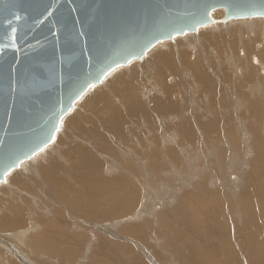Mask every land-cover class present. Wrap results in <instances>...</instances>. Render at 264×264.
Wrapping results in <instances>:
<instances>
[{
	"label": "bare ground",
	"instance_id": "obj_1",
	"mask_svg": "<svg viewBox=\"0 0 264 264\" xmlns=\"http://www.w3.org/2000/svg\"><path fill=\"white\" fill-rule=\"evenodd\" d=\"M224 15L225 11L221 9L212 13L213 19L219 23L214 30L206 26L199 28L196 33H187L173 40L164 41L153 46L141 59L132 60L126 66L117 67L109 72L101 81V87L96 88L101 85L98 84L89 88L75 103L74 108L62 118L52 142L23 162L19 169L12 170L5 176V182L0 183V207L5 205L14 221L8 225L7 220H0L6 222L5 225L0 223V227L15 230L12 233L0 230V244L8 243L6 250L12 252L21 263L44 264L47 260L43 258L45 255L41 257L35 254L29 243H32L36 250L41 249L42 244L45 248L58 247L60 239L72 241L74 244L78 239L83 242L82 234L80 237L74 232L69 233L70 229L67 228L70 227L63 224L66 216L62 208L69 212L76 208L80 213L85 210L87 216L97 220L93 217L95 214L102 222L112 218L114 220L107 221V225L111 226L119 224L116 214L131 212L134 209L126 232L131 233L128 236H134V239L142 243L139 244V248L134 246L132 250V246L129 243V246H126L125 242L122 243L123 246L114 243L110 249L107 246H100L98 250H108L100 257L108 260L110 264H114L111 261L113 257L123 258L126 253H130L131 257L123 264H146L142 258L139 259V255L148 254L149 249L153 250L155 256L149 252L147 258L149 256L152 259L154 256L160 263L172 254L175 257L180 254L186 255L187 258L190 256L189 264H193L192 261L194 264H264L263 237L261 238L259 232L256 235L252 233L256 228H264V196L260 194L264 190V178H259V174L264 173V142L260 144L257 141L264 137V130L261 129L263 124L257 126L258 130L250 123L248 126L257 137L252 143L255 154L250 169L255 168L257 172L252 175V179L246 178L248 180L245 183V191L241 194L242 198L248 196L249 210L257 225L252 227L246 222L243 228H239L234 224L232 206L238 203L237 197L232 196L235 195L233 192L232 195L226 193L224 188L220 193L217 183L208 177L204 179L203 185L198 186V183L192 185L190 191H196L189 197L191 203L184 197L180 205L167 211L165 209L167 214L162 212L163 215H168V218L165 216L168 220L169 217H172L173 221L175 219V224L167 221L169 225L166 226L162 223L167 222L160 221L162 223L159 224L160 222L155 221V225L157 224L155 228L151 220H156V215L152 217L151 214L152 219L149 218L151 222H146L145 219V216L151 213V203L147 196L149 187L153 186L152 193H157L158 197L168 194L172 196L170 185L176 178L180 184L187 183L192 174L198 171L200 173L203 169L207 172L209 168L211 170L207 175L214 174L218 178L221 176L220 186L231 183L232 180L226 177L227 174H217L215 167L209 166L205 160L204 164L194 166L195 160L190 159L192 155L196 158L202 157L200 151V148L203 149L202 143L206 142L209 148L216 152L210 157L215 160L227 150L241 160L244 145L250 143L247 140L249 136L246 129L240 128L235 121L239 122L234 115L235 112H226V118L224 117V110L233 102L232 92L226 87L223 91L215 87L208 78L206 70L208 62L205 64L204 61H208L209 58L212 66L219 71L222 78H225L231 89L242 87L247 95L258 96L257 101L262 107L252 104L247 98L245 110L240 116L242 125L244 121L250 119L248 114L250 109L254 113L264 115V40L261 37V35L264 37V18L222 22ZM234 23L237 25L232 26ZM255 31H259L260 34H255ZM249 35L250 39L247 40L246 37ZM252 38L256 39L250 42ZM186 48L194 49L193 51L200 55L195 57L192 55L193 52ZM189 71L198 72L199 78L193 79L191 77L193 73L191 76L185 74L182 81L181 73ZM227 89L228 91H225ZM213 93L222 97L211 98V102L210 99L203 102L210 120L208 124L202 123L197 128L188 123L176 125L187 112L200 105L199 99L204 94L210 96ZM242 104L243 102L240 106ZM77 108L86 112L85 115L80 116L76 112ZM87 116L101 123L100 131L87 123L92 120ZM258 131L263 137H260ZM245 134L248 137L242 139ZM130 137L139 138V143L134 144ZM174 143H177L176 147L166 149L167 145L173 146ZM187 145L192 147L184 149ZM96 151L102 158H98ZM41 160L46 161L47 165L42 164ZM239 163L240 161L232 159L231 167L237 169ZM212 185L217 188H212ZM157 187L165 191L159 192ZM17 191L20 192L15 193ZM21 191L27 198H32L36 202L32 203L30 199L18 208H11L18 197H25ZM39 191L43 192L44 197ZM7 198L11 201L10 208ZM45 198H48L49 202L53 199L59 208L53 206L47 210ZM110 199L115 205L109 201ZM142 200L144 202H141ZM96 202L107 207V212L103 214L97 207L95 210L93 205ZM32 212L40 215L37 221L29 215ZM48 216L49 219L46 220ZM16 218L18 220H15ZM42 220L43 223L39 224ZM260 220L262 225L259 224ZM41 227H45V237L40 230ZM112 230L113 228L108 230L105 227L106 232L115 236ZM174 232L184 243L178 255L177 248L174 251L170 249L173 245L170 239ZM4 236L9 239H4ZM196 236H200L198 241L201 238L203 244L201 242L199 244ZM116 237H122L123 240L129 238L126 235ZM236 237L244 238L245 247H242L240 239L235 240ZM24 240L27 242H23ZM154 242L157 244L154 245ZM215 243L218 245L215 246ZM18 245L23 247L19 248ZM246 247L248 252L245 253L243 248ZM80 251L73 248L63 251L61 253L63 261L71 263ZM45 253L48 256L52 255ZM3 255L0 251L1 264H19V261L14 262L12 258ZM50 259L49 257V261H52ZM104 261L102 264H106Z\"/></svg>",
	"mask_w": 264,
	"mask_h": 264
},
{
	"label": "water",
	"instance_id": "obj_2",
	"mask_svg": "<svg viewBox=\"0 0 264 264\" xmlns=\"http://www.w3.org/2000/svg\"><path fill=\"white\" fill-rule=\"evenodd\" d=\"M220 9L222 22L264 18V0H0V183L109 72Z\"/></svg>",
	"mask_w": 264,
	"mask_h": 264
},
{
	"label": "rangeland",
	"instance_id": "obj_3",
	"mask_svg": "<svg viewBox=\"0 0 264 264\" xmlns=\"http://www.w3.org/2000/svg\"><path fill=\"white\" fill-rule=\"evenodd\" d=\"M213 13H215V11ZM213 16L215 18V15H213ZM234 22H236V21H234ZM235 25H237V23H234L232 26H235ZM218 26H219V23L218 22H215L213 25H209L208 28L214 30ZM256 32L257 31H255V34H260V33H258L259 31L257 33ZM250 36L251 35H249L248 37H246L247 40L250 39ZM261 37L264 40L263 35H261ZM256 38H258V37H256ZM256 38H252L250 40V42L253 39H256ZM186 50H190V52H193V54L192 53L191 54L193 56L195 55V57L197 55H200L198 52H194L195 51L194 49H188V48H186ZM165 51H166V49L163 52H165ZM207 62H208V64H207V67L208 68H206V70H207L208 75H209L208 78L215 85V87L218 90H220V91H223V88L226 87V88H229L231 90V92H232L233 102H231L230 104H228V106L226 107L227 110H224V114H223L224 117L226 118V112L234 111L235 112L234 115H235V117L238 118L239 122L237 120H235V121L238 123V126L240 128L246 129L247 135L249 136V139H247V140L250 143L248 145H246V144L244 145V148H245L246 151L244 150V151L241 152V155H242V157H240V158H242L241 160L237 159L236 156H235V154L230 153L229 150H227L226 153L224 155H221V157L218 158L217 160H215L214 158L211 159L210 157H212V155H214L216 152L214 150L210 149L209 148V145L206 142L201 144V147H203V149L200 148V151L203 154L201 158L200 157L199 158H196L194 155H192V157H191L190 160L191 161L193 159L195 160L194 161V166H199L201 164H204V160H205L206 162L209 163V166H212V168L215 167L214 170L217 172V174H223V173H225V175L227 174L226 177H230V180H232V181H231L230 184H227L226 186H224V185L223 186L222 185L220 186V182H221V178L220 177L221 176H219V178H218L217 175H214V174H208L207 175V173L211 170V168H209L207 172H205L206 171L205 169H203L204 172L202 170H200L201 172H203V174L201 172L199 173V171L198 172H195L194 174H192L191 178H188L189 179L188 181L186 180L187 183H184L183 182V183L180 184L179 183L180 182L179 179L177 180V178H176L175 181L172 182L171 185H170L171 186V190H172V192H171L172 196L170 194H168L167 196L166 195H163L162 197H158V194L157 193H154V194L152 193V192H154V191H152L153 190V186L152 187H149L148 188V191L149 192H148L147 196H148L149 201L151 203V210H150L151 213L148 214V215H146L145 216V219H146V222H151V221L154 222V225H155L156 222L158 223L160 221H164V222H167L168 221L170 224L171 223L172 224H175L176 223L175 222L176 221L175 219L173 221V218L172 217H169L170 218L169 219L170 221H169L167 219L168 218V215L167 216L166 215H163L162 212L165 213V214H167L166 213L167 209H171L172 207L175 208L176 205H180V203L183 201L184 197H187L190 200V203H191L192 200L189 197L191 195H193L195 193V191H196V190L190 191L191 188H192V185L193 184H196V183H198L197 184L198 186L199 185H203L205 183V180L204 179L206 177H208L210 180L215 181L217 183L216 186H218V188L220 189V190H218L220 193H221L222 189L224 188L223 190L226 193L232 195V192H233L235 195H232V196L233 197H237V199H236L237 201L236 202H238V203H235L234 206H232V213H233V218H234L233 219L234 224H236L237 226H239V228H243V226L245 225L246 222L250 223V225L252 227L254 225H257L255 219L252 217V214L250 213V210H249V206H248V204H249V198H248V196L242 198V195L241 194L244 193L243 191H245V189H244L245 188V183H247V180H248V179L246 180V178H249V179L251 178L252 179V175H254L257 172V170L255 168L253 170H250V169H252V166H253V163H254V160H253L254 155L253 154H255L253 152V144L252 143H254V140L255 139L257 140V137H256L255 133L248 126H250V124H251V126L255 127L258 130L259 127L257 128V126L263 124L261 126V129L263 131L264 130V115L263 114L254 113L253 110L250 109V110H248V114L250 115V119L244 121L243 122V125L240 123V116L243 114V111L245 110L244 107H245V104L247 102V98L252 101V104L257 105V106H260V107H262V106L257 101L258 96L256 94H249V95H247L243 91L242 87L236 88V89H231L230 85L225 81V78H222L219 75V71L212 66L211 61L209 60V58H208V61H204L205 64ZM191 73H193L192 76H191ZM185 74H189L195 80L197 78H199L198 77V72H192V71H189L187 73L186 72H182L181 73V77H180L182 81H183V77H184ZM101 86H102V84L100 86H96V88H99ZM225 91H228V89L225 90ZM221 97H222V95L217 94V93H213L210 96H208L207 94H204L203 97L201 99H199L200 105L199 106H196L193 110L187 112L182 119H180V120H178L176 122V125L177 126H180V125H182L184 123H188L189 125H192L193 127L197 128L202 123L208 124V122L210 120H209V117H208V115L206 113V110L203 107V102L205 100H209V99H210L209 102H211L212 101L211 98L219 99ZM242 102H243V104L240 106V104ZM76 112L79 113L80 116H83L86 113L84 111H81L78 108L76 109ZM89 114H91V113L89 112ZM87 118H89V117L87 116ZM89 119H92V120L90 122H87V123L92 128H94L95 130L100 131L101 130V127H102L101 123L98 120H93V118H89ZM101 120H103V119H101ZM84 123L86 124V122H84ZM259 134H260V137H263V134L261 132H259ZM247 135L245 134L242 137V139H245V137H248ZM130 141H132L134 144H136V143H139L140 140H139V138H135L134 139V138H131L130 137ZM257 141H258V143L263 144L264 137L261 138L260 140H257ZM176 146H177V143H174L173 146H171V144H170V145H167L166 146V149L167 148H171V147H176ZM190 147H192V146H188L187 145L184 149L190 148ZM96 153H97L98 158H102L100 156V153L99 152L96 151ZM164 154H165V152H164ZM183 158L186 159L185 157H183ZM232 159H234L236 161H240V163L237 164V167H236L237 169H235V167L234 168L231 167V160ZM119 161H120V158H119L118 162ZM215 162H216V164H215ZM41 163L42 164H46V161L44 162V160H41ZM200 168H202V167H200ZM15 170H17V169H15ZM189 170H190V167H189ZM180 173L181 172H178V174H180ZM212 173H215V172L212 171ZM199 174L200 175H203V176H200ZM263 174H259V178L260 179L264 178V175ZM61 176L64 177L65 175H61ZM236 178H237V180H236ZM33 183H35V182H33ZM216 186L215 185H212V188H217ZM154 189H156V188H154ZM158 189H159V192L160 191H165V189H161V187H157V190ZM19 192L17 191L15 193H19ZM39 193H42V195H43V192L39 191ZM45 193H46V191H45ZM185 193H187V194H185ZM21 194L23 196H25L22 191H21ZM260 194L262 196H264V190L262 191V193L260 192ZM240 195H241V199H239V196ZM42 197H44V195ZM30 199H31V202L32 203L36 202V201H33L32 198H27V196H25L24 198L18 197L12 203L11 208H18V207L22 206V204L25 201L30 200ZM45 200H46L45 201V205L47 204V208H46V206H45V208L47 210L49 208L52 209L53 206H55V207L57 206V208H59V206L56 203L53 202V199H52V201L50 200V202H49V199L48 198L47 199L45 198ZM143 200L141 202H144ZM109 201L112 204L115 205V203L112 202L111 199ZM7 203L9 204V208H10L11 201L8 198H7ZM93 207H95V210L97 208H99L101 210V212H103V214L106 213L107 210H108L107 207H105L104 205L98 204V202H96V204H94ZM110 207H114V206H110ZM117 209L118 208L116 206L115 210H117ZM165 209H166V211H165ZM162 210H164V211H162ZM62 211L64 213V216H66L65 217L66 219L63 221L64 222L63 224H65L68 227H70V228H67V229H70V232L69 233L73 234V232H74V234L76 233L80 237H81V234H82L83 237H84L83 238V242H81V240L78 239V240H76V244H74L72 241H69V240L61 241V239H60V244H59L58 247H55V248L54 247H46L45 248V246L42 244L43 247H41V249H36L37 251L34 249V245L32 243H29L28 244L29 247L31 248V250L33 252H35V254H37L39 256L41 255V257H43V255H45V257H43V258H45V260L47 259L46 260L47 262L45 261L44 264H102L103 263V260H105L104 263L110 264V262L108 260L103 259L102 257H100L101 255H103L104 251H108V250H104V249L98 250L100 246H107L110 249L113 246L114 243H117L118 246H123L122 243L125 242L124 244H127L126 246H129V245L132 246L131 247V250H132L134 246L136 248H139L140 247L139 244L142 243V242L139 243V240L134 239V236L133 237L132 236L131 237L128 236L131 233H127L126 232L127 231V227L130 224L129 223V219L131 218L130 216H132L134 214V209H132L131 212H127V213L120 212L119 214H116L117 219H119V224L116 225V226L114 224L116 222H114L113 223L114 225H112V226L110 224H109L110 226L107 225L108 224L107 221H110L109 219H112V218H107V219H105L106 221L102 222L100 217H98L97 215L93 214V217L95 219H97V220H94L93 218L87 216V213L85 212V210H82L83 213H80L76 208H72V211L71 212H69L67 210H64V208H62ZM92 213H90V215ZM151 214H152V217L154 215H156V220L155 219L151 220L152 219ZM29 215H31L33 217V218L32 217L31 218L33 220H35V221H37L38 220L37 218L40 217L39 214H35L34 212H32ZM161 215H163V216H161ZM11 216H12V214L7 211V209L5 208V205H3V206L0 207V220H7V224L8 225H11V223L14 221ZM157 216L159 218H157ZM165 216L167 218H165ZM161 217H163L164 219L161 218ZM43 218H45V217H43ZM149 218H151V219H149ZM45 219L48 220L49 219V216L46 217ZM165 219H167V220L165 221ZM15 220H18V219L16 218ZM112 220H114V219H112ZM168 222L166 224L160 222L159 224L162 223V224L168 226L169 225ZM0 223H2L1 225H5L6 224V222H4V221H0ZM42 223H43V220L41 222H39V224H42ZM234 224L232 223L233 227L231 225V228L232 229L234 228ZM259 224L262 225L261 220L259 221ZM105 227H107L108 230H111L113 228L112 231H113V233H114L115 236L121 237V236H125L126 235V237L127 238L129 237V238L127 240H123L122 237L121 238H117V237L115 238V236L111 235V233H109L108 231L107 232L105 231ZM156 227H157V224L155 225V228ZM136 229H137V227H136ZM0 230H7V231H9L11 233L15 231V230H9L7 228H1V227H0ZM40 230H41L42 234L45 237V234H46L45 233V227H41ZM257 232H259V234L262 235L261 238L263 237L262 242H263V245H264V228L263 229H257L256 228L252 233H253V235H256ZM218 235H219V233H218ZM218 235L216 234V236H218ZM177 236H178V234L174 232L172 234V238L173 239L172 238L170 239V241L173 242V245L170 247V249H171V251H174L177 248L176 255H178V253L180 251V248L182 247L181 245L184 244V243L181 242V238L179 236L178 237ZM199 237L200 236H198V237L196 236L195 237L197 241H198V238ZM3 238L4 239H9L7 236L6 237L4 236ZM237 239L238 240L240 239L241 244H242V247H245V245L243 244V242H245L244 241V238L243 237H236L235 240H237ZM121 240H123V241H121ZM130 240H132L133 242H131ZM28 241L32 242L31 240H28ZM136 241L138 243H136ZM23 242H27V241L24 240ZM198 242H199V244H201V243L203 244V240L201 238L199 239ZM128 243H129V245H128ZM162 243L164 245L165 241L162 242ZM44 244H45V242H44ZM147 244H151V243H147ZM153 244L156 245L157 243L154 242ZM7 245H8V243L6 244V242L3 243V244H0V251L2 252V255L4 254L3 256H7L9 258H12L14 260V262L19 261L18 258L15 257L12 252L6 250L7 249ZM214 245L217 246L218 244L215 243ZM246 246L249 247V244L246 243ZM22 247H23L22 245L19 246V248H22ZM81 247H82V251H80L81 250ZM70 248L76 249V250L80 251V253L77 255L78 257L76 256L75 259L74 258L72 259L71 263H66L62 259L61 253L63 251H65V250H67V249H70ZM167 249L169 250L168 247H167ZM243 249H244L243 251L245 253L248 252V248L247 247L246 248H243ZM41 250L43 252H41ZM7 251L9 252V254H8ZM45 252H48L49 254H52L53 257H52V255L51 256L50 255L48 256L47 253H45ZM149 252H151L152 254H154L153 250H150L149 249ZM149 252H147V253L149 254ZM238 252H240V251L238 250ZM143 253H145V251ZM148 254L143 255L142 253H140L141 257L138 254L139 255V259L141 260V258H142L146 262V264H152V263L153 264H156V263L157 264H183V263L184 264H189V259H188L190 257L189 255H188V258H187L186 255H184L185 256L184 257L183 255H180V254L175 257L171 253L173 256L171 255V256L168 257V255H167V257H168L167 259L168 260L167 259L166 260H163L160 263V262H157L158 260L156 259V257H154L155 254L152 257V259L149 256L147 258V255ZM241 255L243 256L242 253H241ZM49 257L51 258L50 260H52V261H49ZM129 257H131V254L130 253H126V255L123 258L122 257H113L111 259V261H113L114 264H123L125 262V260H127V258H129ZM52 258H54V259H52ZM171 258H173L174 261ZM186 258L188 259V262H187ZM15 260H17V261H15ZM18 263L19 264H24V263H21L20 261ZM192 263L194 264L193 261H192ZM0 264H1V261H0ZM10 264H14V263H10ZM245 264H248V263H245Z\"/></svg>",
	"mask_w": 264,
	"mask_h": 264
}]
</instances>
